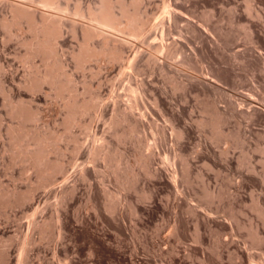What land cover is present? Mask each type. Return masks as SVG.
I'll return each instance as SVG.
<instances>
[{"label":"rangeland","instance_id":"1","mask_svg":"<svg viewBox=\"0 0 264 264\" xmlns=\"http://www.w3.org/2000/svg\"><path fill=\"white\" fill-rule=\"evenodd\" d=\"M123 2L144 32L111 33L123 62L82 64L100 0H0V264H264V0ZM52 14L60 94L33 82L55 59L27 52ZM73 99L96 107L72 119Z\"/></svg>","mask_w":264,"mask_h":264},{"label":"bare ground","instance_id":"2","mask_svg":"<svg viewBox=\"0 0 264 264\" xmlns=\"http://www.w3.org/2000/svg\"><path fill=\"white\" fill-rule=\"evenodd\" d=\"M16 1L26 6L32 4V0H16ZM38 3L42 10L64 13V8L60 6L59 0H38ZM164 12L166 13L165 19H167L168 22H171L172 19L173 20L175 19L176 12L173 9H166ZM90 15L91 16L87 24L89 29H86L88 31H86L85 42L84 45L81 46V49L79 50V53L77 55L78 59L81 61L82 64L84 62H89L91 60L123 62V59L125 58L123 56L122 49L116 47L110 48L108 46V39L112 38L113 40H119L120 42L123 43H127V41L119 39L120 37L115 38L114 36L111 35V33L114 32L117 34L124 33L129 37H131L132 39H137L144 32V29L147 24V22L144 20L143 13H141V11L138 9L134 11H130L128 6L123 2V0H100L99 8L94 12L91 11ZM52 17L54 18L53 21L51 20L49 21V19L44 16L40 18V20L38 21H35L34 19L33 20L29 19V27L30 30L33 31V37L27 44L28 45L27 52L30 56H41L43 59L42 62H44V60L47 61L48 58H52V57L55 59V63L52 65L46 64L45 62L44 70L42 72L41 71L38 72L39 70L35 71L34 73L35 78L33 79V82H36L37 83L36 85L40 83H48L51 86H53L55 89H57L56 91L58 92V94H60L63 91L68 90L69 88L68 84H70L71 81L69 79V76H66L64 80L65 82H61L58 80L59 75L62 76L66 75L63 72V69L59 66V64L56 63L59 61L56 51V44H57L56 40L58 37H60L62 31L61 30L62 18L60 19L59 17L54 16V14H52ZM23 18H24L23 15L19 14L15 16L14 20L17 23L19 20ZM101 35L105 37L101 46H96L88 43V39H93L94 37ZM160 38L161 41L157 47H153V48L150 47L152 48V50L148 51L149 59L154 60L156 53H158V55L160 53V56L163 53L164 45L162 42L163 41L162 32ZM146 48L148 47L146 46ZM135 58H136L135 56L131 59L128 58L127 64L125 61V64L129 70L133 68ZM81 63H79V68L82 67ZM125 70L127 69L125 68ZM136 93L137 91L135 89L129 87V94L132 97H135ZM88 101L86 100V103ZM70 102L68 107H71V111L69 108L68 109L69 112H72V114L69 115V116L73 115L72 116L73 118L71 117L72 119H74V116H76L77 114L79 115L85 113V111L89 109L90 105L91 107L92 105L96 107V105L91 104L92 103L91 101L88 102V104L90 103L89 106L86 103H84L83 100L81 103H78V101L77 102L74 101V99L70 100ZM25 135L23 137L25 138L27 137L28 139L31 140L30 137L32 136L30 134H29L30 137H28L29 136L28 134H27L28 136ZM12 138L13 137L11 136V139ZM40 139L42 142H46L45 138H40ZM41 141L37 140L36 138L35 142L33 143L34 148H29L28 146L29 143L28 145L26 143L25 156H27L29 159L32 158V160L38 167H42V172H47V170H49V167H48V161L44 159V152L43 153L38 152V145L40 146ZM13 142L15 143L16 140H14ZM26 142H29V140H27ZM59 172H61V169H59ZM50 183L51 181H49V183L45 185L48 186V184L50 185ZM45 185H42V187H45ZM34 226H38V225H34Z\"/></svg>","mask_w":264,"mask_h":264}]
</instances>
